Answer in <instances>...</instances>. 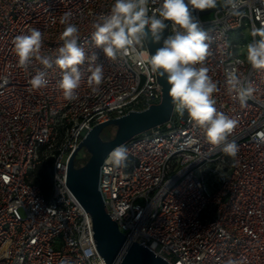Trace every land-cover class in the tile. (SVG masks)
<instances>
[{"label": "built area", "instance_id": "built-area-1", "mask_svg": "<svg viewBox=\"0 0 264 264\" xmlns=\"http://www.w3.org/2000/svg\"><path fill=\"white\" fill-rule=\"evenodd\" d=\"M160 2L149 0V14ZM112 3L0 0V264H104L88 213L64 185L67 161L92 126L160 101L155 73L131 54L106 57L92 40L95 18ZM237 3L235 10L210 11V19L202 18L206 10L194 13L210 37L204 66L217 85L214 107L237 121L229 136L238 145L236 157L210 145L173 105L168 121L120 144L128 150L125 167L107 165L115 147L100 166L98 190L110 219L169 264H264V70L252 69L247 49L239 47L246 44L244 32L251 42L252 31L264 27V0ZM222 5L218 0L216 8ZM66 13L80 29L86 57L95 54L105 75L93 92L86 59L73 101L59 88L61 69L36 59L22 67L13 45L17 35L37 28L40 55L55 57ZM231 68L254 89L244 105L228 90ZM37 71L46 73L48 84L34 90L29 80ZM87 155L80 150L75 165ZM40 166L48 174L47 193L36 181Z\"/></svg>", "mask_w": 264, "mask_h": 264}, {"label": "clouds", "instance_id": "clouds-1", "mask_svg": "<svg viewBox=\"0 0 264 264\" xmlns=\"http://www.w3.org/2000/svg\"><path fill=\"white\" fill-rule=\"evenodd\" d=\"M149 0H113L110 10L101 13L93 22L92 40L104 55L116 59L118 55L131 54L132 59L146 66L153 73L166 78L169 95L174 110L180 116H187L201 129L207 142L219 147L227 156L235 158L238 145L229 141V136L237 121L214 107L213 93L216 83L208 75L204 62L209 53V35L200 26L194 13L215 9L218 0H161L159 8L149 14ZM223 4L235 10L237 0H223ZM166 22H170L167 24ZM65 25L60 39L61 46L55 57L40 55L42 32L31 28L14 38V52L22 67L38 60L45 68L53 65L62 70L59 88L65 100L77 99L76 90L81 84L80 67L90 60L88 71L89 85L93 92L99 90L105 75L103 66L95 63L97 57H86L85 50L78 41L80 29L70 20V14L61 18ZM170 27V34L164 32ZM253 40L247 45L246 61L255 70H264V27L252 31ZM153 44H160L155 53L145 50L147 38ZM255 37H259L256 39ZM226 84L230 93L244 105L254 89L245 82L236 68L225 71ZM34 90L45 88L48 84L46 73L37 71L29 80ZM128 150L125 146L115 147L107 157V165L113 169L126 166ZM227 264H239L229 260Z\"/></svg>", "mask_w": 264, "mask_h": 264}, {"label": "water", "instance_id": "water-1", "mask_svg": "<svg viewBox=\"0 0 264 264\" xmlns=\"http://www.w3.org/2000/svg\"><path fill=\"white\" fill-rule=\"evenodd\" d=\"M225 7L222 5L215 9ZM212 10L214 9L206 10L202 14ZM167 29L164 36L167 34ZM145 44L150 54L155 53L161 46L153 44L150 37ZM155 74L160 88L158 104H151L142 110H131L92 126L83 133L81 142L67 161L64 185L88 213L94 245L104 264H169L147 247L129 240L118 230L116 223L107 214L98 190L99 170L106 155L131 137L165 123L171 116L173 102L169 95V85L165 77L159 73ZM107 126L114 128V134L112 138L104 140L100 134ZM80 150H85L88 157L82 165L77 166L75 158Z\"/></svg>", "mask_w": 264, "mask_h": 264}, {"label": "trees", "instance_id": "trees-1", "mask_svg": "<svg viewBox=\"0 0 264 264\" xmlns=\"http://www.w3.org/2000/svg\"><path fill=\"white\" fill-rule=\"evenodd\" d=\"M102 139L107 140L108 136H104L102 137ZM80 161L79 156L76 157L75 159V163L78 164ZM48 166V164H47ZM39 178L36 180L38 182V184L40 185L41 189L47 193L48 192V187H49V178H48V174L46 171V167L45 166H40L36 169L35 172Z\"/></svg>", "mask_w": 264, "mask_h": 264}, {"label": "rangeland", "instance_id": "rangeland-1", "mask_svg": "<svg viewBox=\"0 0 264 264\" xmlns=\"http://www.w3.org/2000/svg\"><path fill=\"white\" fill-rule=\"evenodd\" d=\"M212 17H213V13L212 12H209V13H206V14L202 15L203 19H210ZM244 35H245V39H246V44L239 43V47L241 48V51H244L245 49H247V45L250 43L249 32H247V31L244 32ZM113 134H114V128L111 127V126H107V127H105L102 130L100 135H101V138L104 137V136H108V139H110V138H112ZM82 163H84V161H82Z\"/></svg>", "mask_w": 264, "mask_h": 264}]
</instances>
